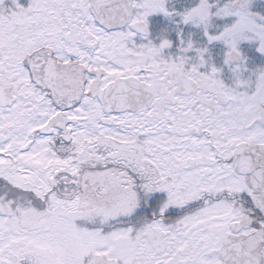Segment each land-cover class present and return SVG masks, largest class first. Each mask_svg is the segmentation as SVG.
<instances>
[{
    "label": "snow or ice",
    "instance_id": "6c2138e0",
    "mask_svg": "<svg viewBox=\"0 0 264 264\" xmlns=\"http://www.w3.org/2000/svg\"><path fill=\"white\" fill-rule=\"evenodd\" d=\"M0 264H264V0H0Z\"/></svg>",
    "mask_w": 264,
    "mask_h": 264
}]
</instances>
